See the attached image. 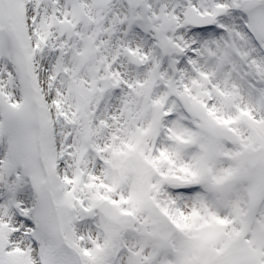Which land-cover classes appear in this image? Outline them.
Segmentation results:
<instances>
[{
  "label": "snow or ice",
  "instance_id": "snow-or-ice-1",
  "mask_svg": "<svg viewBox=\"0 0 264 264\" xmlns=\"http://www.w3.org/2000/svg\"><path fill=\"white\" fill-rule=\"evenodd\" d=\"M0 264H264V0H0Z\"/></svg>",
  "mask_w": 264,
  "mask_h": 264
}]
</instances>
